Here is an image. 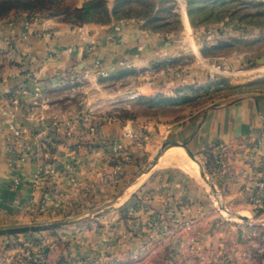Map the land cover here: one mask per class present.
Masks as SVG:
<instances>
[{
    "label": "crops",
    "instance_id": "1",
    "mask_svg": "<svg viewBox=\"0 0 264 264\" xmlns=\"http://www.w3.org/2000/svg\"><path fill=\"white\" fill-rule=\"evenodd\" d=\"M170 40L131 22L68 28L44 20L0 28L7 59L0 65V188L13 176L19 179L13 192L18 211L39 198L46 183L49 191L53 185L108 188L116 168L122 180L132 181L163 143H178L204 165L228 207L255 213L251 201L264 184V91L169 122L110 113L114 101L156 93V82L115 92L99 83L98 71L109 76L150 67L179 52ZM243 61L264 66V50L233 60ZM79 116L86 119L83 125ZM51 133L61 136L56 150L45 155L56 164L53 174L38 148ZM162 158L133 185L127 200L138 209L129 223L90 235L70 257L78 264H128L135 257L132 264H264V237L249 225L218 218L195 176ZM256 212L264 215V191Z\"/></svg>",
    "mask_w": 264,
    "mask_h": 264
},
{
    "label": "rangeland",
    "instance_id": "2",
    "mask_svg": "<svg viewBox=\"0 0 264 264\" xmlns=\"http://www.w3.org/2000/svg\"><path fill=\"white\" fill-rule=\"evenodd\" d=\"M44 20L68 28L88 25L119 27L131 22L147 32L165 35L166 42L170 39L174 42L179 52L170 58L154 61L150 67L124 69L109 76L98 71L99 83L115 92L126 91L139 83L156 82L157 92L152 95L114 101L109 107L112 109L110 113L119 119L169 122L184 118L196 109L225 104L264 91V66H257L253 61L233 62L238 55L264 50V0H52L40 9L9 11L0 17V28H28ZM5 50L6 47L0 46V65L7 61ZM85 121V117L79 116L77 124L83 125ZM59 137L60 133H51L39 142L42 158L56 150L61 142ZM143 140H148L147 135ZM183 153L191 164L190 169L177 156H169L171 153H164L161 163L181 165L192 173L209 194L211 212H215L218 218L249 225L258 231L259 237H264V233H260V229H264V215L256 212L258 207L251 201L255 209L253 214L228 207L204 165L197 160L206 181L199 175L198 165L184 150ZM154 157L138 172L145 175L157 166L159 161L152 167ZM44 162L48 173L56 172V164L46 158ZM111 164L117 166V160L112 159ZM118 170L115 169L108 188L61 189L53 185L49 191L46 183L39 189L41 196L21 211L14 207L13 192L20 181L13 176L9 185L0 188V228L83 217L108 204L128 185L130 180H122ZM136 187L129 188L106 211L84 222L0 235V264H78L70 254L81 250L80 242L90 235L105 234L106 231L110 234L118 224L129 223L138 206L130 205L127 199ZM233 214L242 215L249 222ZM135 262L136 257L128 264ZM96 264H116V261L103 259Z\"/></svg>",
    "mask_w": 264,
    "mask_h": 264
},
{
    "label": "water",
    "instance_id": "3",
    "mask_svg": "<svg viewBox=\"0 0 264 264\" xmlns=\"http://www.w3.org/2000/svg\"><path fill=\"white\" fill-rule=\"evenodd\" d=\"M172 148H182L187 156L198 165L199 168V175L201 178H203L206 181L205 175L202 171L200 163L197 161L195 156L188 150L187 146L185 144H178V143H170V144H163L160 150L157 152L156 156L153 159L152 162V167L157 164L159 159L162 157V155L167 152L168 150ZM144 172H140L132 181L128 183V185L117 195L115 196L108 204L105 206H102L98 209H95L93 211H90L83 217L79 218H73V219H66L64 221H57V222H52V223H45V224H38V225H33V226H21V227H6V228H0V235H8V234H13V233H25V232H35V231H40V230H45V229H52V228H57L65 225H71V224H77L84 222L86 220H89L104 211H106L109 207H111L129 188H131L137 181L138 179L143 175ZM211 188L214 189L213 185L210 184ZM235 217L249 222V220L242 216V215H235ZM256 224V223H254Z\"/></svg>",
    "mask_w": 264,
    "mask_h": 264
},
{
    "label": "trees",
    "instance_id": "4",
    "mask_svg": "<svg viewBox=\"0 0 264 264\" xmlns=\"http://www.w3.org/2000/svg\"><path fill=\"white\" fill-rule=\"evenodd\" d=\"M52 0H0V17L11 10L28 11L43 8Z\"/></svg>",
    "mask_w": 264,
    "mask_h": 264
},
{
    "label": "bare ground",
    "instance_id": "5",
    "mask_svg": "<svg viewBox=\"0 0 264 264\" xmlns=\"http://www.w3.org/2000/svg\"><path fill=\"white\" fill-rule=\"evenodd\" d=\"M183 20L184 21H186V16L183 14ZM167 153H171V155H169V156H177V159H180L181 160V163L182 164H186V165H184V166H186V167H188L189 169L191 168V164L190 163H188L186 160H185V158L186 157H184V153H183V149L182 148H172V149H170V150H168L167 152H165V154H167ZM164 156V155H163ZM165 157H167V156H165ZM172 157H169L168 159H171ZM186 161V162H185ZM164 163V162H163ZM179 164V163H178ZM164 165V164H163ZM165 166V165H164ZM121 201V200H120Z\"/></svg>",
    "mask_w": 264,
    "mask_h": 264
},
{
    "label": "built area",
    "instance_id": "6",
    "mask_svg": "<svg viewBox=\"0 0 264 264\" xmlns=\"http://www.w3.org/2000/svg\"><path fill=\"white\" fill-rule=\"evenodd\" d=\"M15 135L18 137L20 135V132L17 130L15 131ZM263 191H264V184H261L257 187V191L255 192L252 203L254 206L259 207L262 203L263 199Z\"/></svg>",
    "mask_w": 264,
    "mask_h": 264
}]
</instances>
